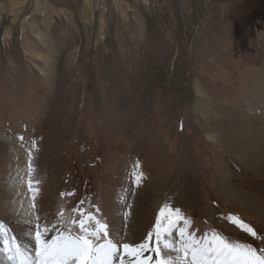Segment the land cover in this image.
I'll return each mask as SVG.
<instances>
[{"label":"rangeland","instance_id":"rangeland-1","mask_svg":"<svg viewBox=\"0 0 264 264\" xmlns=\"http://www.w3.org/2000/svg\"><path fill=\"white\" fill-rule=\"evenodd\" d=\"M263 77L264 0H0V200L29 210L23 135L41 223L86 198L135 246L168 204L258 246L226 217L264 234ZM29 219L0 223L27 238Z\"/></svg>","mask_w":264,"mask_h":264},{"label":"snow or ice","instance_id":"snow-or-ice-1","mask_svg":"<svg viewBox=\"0 0 264 264\" xmlns=\"http://www.w3.org/2000/svg\"><path fill=\"white\" fill-rule=\"evenodd\" d=\"M19 140L26 159L23 167L17 166L15 179L31 193L29 210L24 215L30 217L25 223L31 226L29 235L34 249L18 243L7 226L0 223V257L4 264H264V234H258L235 215L226 217L227 221L260 241L258 246L216 229L197 235L199 230L192 229L191 219L168 204L160 209L147 240L135 246L123 242L118 231L113 230L110 235L109 225L98 215L99 207L94 204L84 207L86 198L71 207L62 204L54 223H41V217L34 211L42 183L35 166L37 141L25 140L23 135ZM136 168L139 169L138 163ZM133 175L139 186L143 173L136 171ZM60 195L63 199L74 193ZM127 215L125 212L124 216Z\"/></svg>","mask_w":264,"mask_h":264},{"label":"bare ground","instance_id":"bare-ground-1","mask_svg":"<svg viewBox=\"0 0 264 264\" xmlns=\"http://www.w3.org/2000/svg\"><path fill=\"white\" fill-rule=\"evenodd\" d=\"M264 78V77H263ZM264 81V79H263ZM264 85V84H263ZM259 89V88H258ZM253 93L252 96L254 97V104L253 106L256 108H262V111L264 112V89L262 90V88L260 89V91H254L251 92ZM13 187H10V192H9V197L8 199H2L0 200V217H6L9 219H19L20 218H25L27 216L24 215V213L26 211H28V209H23V208H19L20 204L19 201L16 200V196L18 194H22L23 191H12ZM22 197V196H21ZM122 221H123V217L121 215L114 217L113 223H112V229L115 231H118L119 233L120 231V226H122ZM1 223L5 224L3 221H1ZM8 228V227H7ZM193 229H198L199 231L197 232V235H200L203 231L202 229H200L199 227H193ZM112 230V231H113ZM11 235H14L11 231H10ZM23 233L28 234L27 230H23ZM17 238V242L20 243L22 246H25L28 249H32L30 247V243L33 241L31 239V237H22V238H18L16 235H14ZM149 253H145V255H148ZM127 260V258H126ZM0 263L4 264V261L2 259V257H0Z\"/></svg>","mask_w":264,"mask_h":264}]
</instances>
